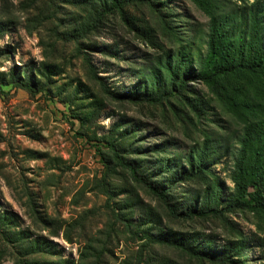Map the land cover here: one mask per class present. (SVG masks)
Segmentation results:
<instances>
[{"label":"rangeland","instance_id":"rangeland-1","mask_svg":"<svg viewBox=\"0 0 264 264\" xmlns=\"http://www.w3.org/2000/svg\"><path fill=\"white\" fill-rule=\"evenodd\" d=\"M205 1L225 11L241 3ZM112 5L0 0V264H261L264 210L173 216L109 148L166 188L177 211L199 207L215 184L225 198L214 203L224 207L233 186L227 156L187 180L172 173L173 158L205 139L208 153L233 144L227 138L240 125L228 96L260 101L264 79L217 90L195 80L160 97L167 74L150 78L162 53H175L208 17L193 0ZM185 54L196 66L192 44ZM16 78L37 87L27 92ZM158 91V100L144 99ZM238 232L250 253L222 248Z\"/></svg>","mask_w":264,"mask_h":264},{"label":"trees","instance_id":"trees-1","mask_svg":"<svg viewBox=\"0 0 264 264\" xmlns=\"http://www.w3.org/2000/svg\"><path fill=\"white\" fill-rule=\"evenodd\" d=\"M113 7L121 8L126 3H149L153 0H110ZM195 4L208 17L205 29L194 27L193 35L181 40L184 44L169 54L163 52L161 58L162 68L155 67L150 80L156 83L161 77V70L167 74L168 82L163 96L177 97L182 90H186L189 82L201 80L209 88H222L223 83L236 79L239 85L251 76L264 79V0H238L241 3L233 4L227 11L218 10V5H207L205 0H193ZM217 1V0H213ZM188 30V29H187ZM2 30H0V33ZM185 34V33H183ZM191 44L197 53L196 66L191 64L186 57ZM89 68L92 67L89 60L84 59ZM92 72V71H91ZM98 78L96 73H92ZM99 79V78H98ZM16 86L25 91H32L28 80L16 78ZM264 91H260V101L256 98H248L244 93L236 100L229 98L231 115L238 121L239 132L234 130L227 140H233V144H220L213 148L209 155L210 146L206 139L199 147L192 146L182 155V159L176 160L177 165L173 174L179 176V180H187L190 177H198L204 171H209L210 166L220 163L221 156H227L230 160L229 180L232 183V191L225 199L224 207L215 200L224 197L223 191L218 184L214 189L204 190L201 205L193 206L185 211H177L170 202V195L166 188L156 181H150L140 173L129 160L123 158L118 148L110 144V152L115 164L126 168L132 179L146 188L154 197L161 201L173 216H217L221 217L223 211L234 210L238 207H254L259 211L264 210ZM192 93V92H191ZM161 92L155 95L153 92L144 96L145 100H158ZM192 94L203 97L201 92ZM142 95V94H141ZM125 96V95H123ZM127 98V97H126ZM195 97H191L195 101ZM227 101V100H226ZM234 105V106H233ZM200 106V103H199ZM222 154H219V152ZM175 162V161H173ZM170 164V163H169ZM174 166V165H173ZM248 195L250 196L247 199ZM252 200V204H251ZM238 239L227 241L223 249L228 248L231 253H250L251 248L247 243L246 235L238 232ZM261 248L259 260L264 264V243L256 244ZM238 250V251H235ZM239 251L241 253H239Z\"/></svg>","mask_w":264,"mask_h":264},{"label":"clouds","instance_id":"clouds-1","mask_svg":"<svg viewBox=\"0 0 264 264\" xmlns=\"http://www.w3.org/2000/svg\"><path fill=\"white\" fill-rule=\"evenodd\" d=\"M0 70H3V69H0Z\"/></svg>","mask_w":264,"mask_h":264}]
</instances>
